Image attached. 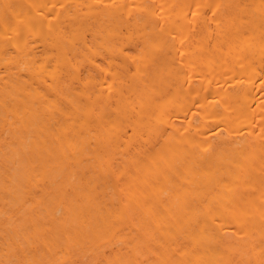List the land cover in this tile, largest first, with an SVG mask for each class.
Returning a JSON list of instances; mask_svg holds the SVG:
<instances>
[{
    "label": "bare ground",
    "instance_id": "6f19581e",
    "mask_svg": "<svg viewBox=\"0 0 264 264\" xmlns=\"http://www.w3.org/2000/svg\"><path fill=\"white\" fill-rule=\"evenodd\" d=\"M0 264H264V0H0Z\"/></svg>",
    "mask_w": 264,
    "mask_h": 264
}]
</instances>
